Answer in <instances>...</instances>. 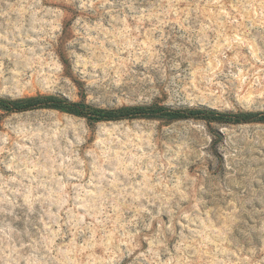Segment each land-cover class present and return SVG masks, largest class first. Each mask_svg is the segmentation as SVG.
I'll use <instances>...</instances> for the list:
<instances>
[{
  "label": "rangeland",
  "instance_id": "obj_1",
  "mask_svg": "<svg viewBox=\"0 0 264 264\" xmlns=\"http://www.w3.org/2000/svg\"><path fill=\"white\" fill-rule=\"evenodd\" d=\"M264 114V0H0V99ZM0 264H264V123L0 109Z\"/></svg>",
  "mask_w": 264,
  "mask_h": 264
},
{
  "label": "trees",
  "instance_id": "obj_2",
  "mask_svg": "<svg viewBox=\"0 0 264 264\" xmlns=\"http://www.w3.org/2000/svg\"><path fill=\"white\" fill-rule=\"evenodd\" d=\"M44 107H54L69 114L84 117L89 121L95 122L117 121L129 117H169L172 119H212V121L226 124H245L250 122L264 123V114L252 112L225 114L210 109L167 112V110L163 108H136L105 111L89 108L82 103H68L57 98H29L21 100L0 99V109L6 112H24Z\"/></svg>",
  "mask_w": 264,
  "mask_h": 264
}]
</instances>
